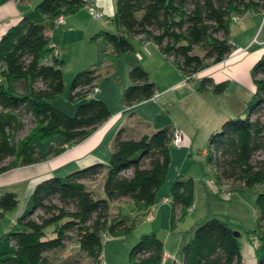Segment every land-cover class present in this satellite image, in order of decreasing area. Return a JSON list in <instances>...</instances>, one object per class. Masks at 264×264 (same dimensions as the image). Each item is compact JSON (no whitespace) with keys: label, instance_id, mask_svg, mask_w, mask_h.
Here are the masks:
<instances>
[{"label":"trees","instance_id":"trees-1","mask_svg":"<svg viewBox=\"0 0 264 264\" xmlns=\"http://www.w3.org/2000/svg\"><path fill=\"white\" fill-rule=\"evenodd\" d=\"M6 1L0 0V5ZM89 1L39 0L0 36V174L62 154L67 145L85 140L112 115L103 99L89 96L100 79L96 67L74 75L68 91L69 99L79 102L74 114L54 105L65 90V61L53 55L49 29L56 26L59 15H70ZM250 10L264 11V0H117L112 17L115 30L102 29L92 40L106 39L113 54L120 56L133 51V39L143 36L171 58L188 80L200 75L201 93L220 94L229 80L215 81L201 73L233 51L232 17ZM252 77L253 98L242 114L224 120L210 134L206 162L214 168L217 181L261 186L256 197L260 222L248 234L256 240V264H264V156L255 159L264 152V52L252 67ZM129 78L124 105L134 113L135 106L153 98L158 87L140 65L130 67ZM25 116L34 126L19 137ZM175 128L165 123L136 138L123 126L107 162H92L66 175L39 180L24 211L0 235V264H86L87 259L102 264L103 238L130 235L138 223L137 215L122 214L114 203L127 198L143 216L155 206L169 175ZM36 138L48 141L46 150L33 144ZM100 176L102 193L88 185ZM170 194L173 231L194 207V178L176 176ZM18 203L17 192L0 194V217ZM189 234V239L182 236L177 252L180 264H243V233L230 219L214 215L194 225ZM73 242L78 250L61 258ZM165 251L156 231L144 232L130 250L129 264H166L171 256L165 257Z\"/></svg>","mask_w":264,"mask_h":264},{"label":"rangeland","instance_id":"rangeland-1","mask_svg":"<svg viewBox=\"0 0 264 264\" xmlns=\"http://www.w3.org/2000/svg\"><path fill=\"white\" fill-rule=\"evenodd\" d=\"M235 24L236 23L232 21L230 27L231 30L235 28ZM261 29L262 27H259L258 34H260ZM55 30H57L56 27L49 29V32ZM262 37H264V30L262 31L260 38ZM95 42L96 40H89L88 42V40L81 41V39H79L74 48L75 52H73V54H70L68 57L64 55L59 58L64 59L65 61L62 68L65 90L56 98L54 105L67 114H74L79 103L69 99V86L74 78V75L78 71L86 68H98V71L100 72L98 86L103 93L102 95L107 97V101L110 103L108 104V106L110 105V109L115 111V109L120 106L125 107L124 91L130 83V78L127 63L124 61L130 56L135 55L140 57V54L137 51L140 49L139 47L141 44L139 45L138 41L133 40L132 42L135 49H139L130 51L120 56L113 54V49L110 45L109 48H105V50L101 51L100 55L96 58L97 48L95 46ZM254 43L255 45L251 50L260 48L261 45L256 43V40ZM151 48L153 47L151 46ZM48 60L51 62L53 59L50 56ZM149 63V68L151 69L150 75L153 79L159 81V83L157 82V90L160 91L161 88L166 87L168 83L166 78H164L163 68H156V65L153 64V59H150ZM226 77L230 79V85L223 93L214 94L210 91L207 94H203L197 91V85L200 80V76H197L195 79L185 80V85L165 95L166 98L169 97L170 105L166 106V102L168 100H166L165 96H163L162 100L164 103L163 105L165 106H162V109L160 102L156 105L152 103L148 107L149 112L147 113L149 116L147 117L152 118L154 121L153 129L155 131L164 127V121L171 122V117H173L175 120H172V122L175 121L176 123H179L181 127L180 129H182L185 135L190 138L188 146L185 147V149L187 148L189 151H185L184 149L183 151L177 152L176 150H179L177 148L178 146L173 145L172 153H175V155H173V160H171L169 175L165 182L166 185L164 183L163 187L167 186V182L170 180L172 181L177 175H179L178 173L182 172V176L185 177L193 176L195 179V204L184 218L177 221L176 228L169 234V238H166L168 232L166 225L169 223L166 216L163 217L160 215L157 217L155 222L152 224L148 223L146 221L147 214L145 216L139 214L137 211L133 210V206L131 204L123 201L118 208V211L131 217L137 215L138 223L133 233L130 235L108 236L103 238V255L105 264H129V253L132 246L140 239L142 233L148 231H156L160 238L166 240L165 249H168L171 253V258H169L166 264H175V261L180 264V257L177 254L180 238L183 235H186L187 239H189V232L194 225L202 222L206 218L213 217L214 215L230 219L237 224V227L240 228L243 233L241 236L243 264H256L254 252L256 240L254 237H249L252 234L248 233L255 229L260 222V212L256 205V197L262 188L260 185H255L253 187H241L240 183L237 182L217 181L214 168L206 162V156L209 151L208 138L210 134L219 130L224 120L242 114L241 112L244 110L246 104L254 96V88L253 85H251V80L246 79V81H241L239 83L238 78H235L232 74L227 73ZM168 78L169 82H171V78ZM137 110L136 106L134 112ZM140 110L142 111V109ZM130 112L131 110L127 109L125 114L129 116ZM134 117L135 119L131 123L132 127H134L129 130L130 132H133L137 129V126H139L138 122L140 121V118L138 119L136 116ZM24 122L25 127L19 132V137L25 136L34 126L33 121L27 116L24 117ZM33 144L39 150H46L48 141L36 138ZM71 146L72 145H67L65 151H67L68 148H71ZM190 153L191 156L188 157V154ZM261 156H264V152L257 153L255 159L261 158ZM17 168L20 167H16L14 169ZM38 168L36 167V169ZM74 169L76 168H73L72 170L74 171ZM206 172L207 176L204 182L201 178ZM67 173V170L63 169L62 171H58L56 175H66ZM102 179L103 177L100 176L96 181L91 183V185L94 186L93 188L99 189ZM30 182V179L25 178L24 180L16 183V188L7 187L0 190L1 194L6 191H15L19 197L17 207L7 211L2 217H0V235L2 234V229L5 227V224L7 225L9 223L10 219L8 218L10 214H16L24 211L29 196V192L26 189L29 187ZM115 209V207H111V211H114ZM195 209L196 211L191 213ZM178 214L180 215V211ZM149 225H152V228ZM78 248V243L73 242L69 244L67 249L61 253L60 257L64 258L74 252V250H78ZM87 260L88 261H85L84 263L90 264L91 260Z\"/></svg>","mask_w":264,"mask_h":264},{"label":"crops","instance_id":"crops-1","mask_svg":"<svg viewBox=\"0 0 264 264\" xmlns=\"http://www.w3.org/2000/svg\"><path fill=\"white\" fill-rule=\"evenodd\" d=\"M38 1L39 0H8L5 3L1 4L0 5V36L6 31L8 27L16 23L25 13L33 9ZM116 2L117 0H90L87 4H85L76 12L70 15H66L65 22L63 24L55 26L57 30L48 32L51 38V43L56 44L60 49L61 51L60 56L65 55L68 57L70 54H73V52H75L74 48L77 42L79 41V39H81V41L88 40L89 42V40L91 41L92 37L102 29L115 30V25L112 22V17L114 16L116 10ZM89 5H92L95 11L99 12L101 16L96 17L94 14H92L89 9ZM232 21L236 23L235 28L233 30H231L230 28L231 41L235 45V48L222 62L210 66L209 68L204 70L201 73V75L202 74L211 75L213 76L215 81L227 79L229 80V85H230V79L226 76L227 73L232 74L235 78H238L239 83L241 81H246V79L251 80L252 81L251 85H253V88L255 90L253 77L251 76L252 75L251 70L254 63L263 55L264 52V45L261 43L264 37L260 38L261 33L264 30V24H263L264 12L250 10L244 13L243 15L235 14L232 17L231 24ZM259 27H262L260 34H258ZM133 40L138 41L139 45L141 44L139 47L140 49L136 48L133 50L135 51L139 49L137 52H139L140 57L135 55L130 57L126 56L129 57L127 60L124 61L125 63H127L128 71L130 67L134 65H141L149 72L150 75L151 69L149 68L150 66L149 62L150 59H153V64L156 65V68L157 67L161 69L163 68V73L165 76L164 78H166L168 82L167 86L161 88L160 91L157 90L153 98L137 104L136 106L139 111L137 110L138 112L136 111L134 113L130 112L129 116L125 114L127 111L126 107L120 106L117 109H115V111L111 109L112 115L109 117V119H107L102 124H100L97 127V129L88 138H86L85 140L81 141L78 144L72 145L71 148H68L67 151H65L64 153L56 157L50 158L47 161L41 162V164L27 165L25 167L9 170L5 173L0 174V190H2V188H7V187L16 188L17 186L16 183L18 181H22L25 178H27L30 179L31 182L29 184V187L25 189L29 192L30 195L36 182L47 176L56 174L60 170L62 171L64 169L67 170L68 172L73 168L84 166L92 162H96V161L107 162L113 150V144L117 130H119L123 126L132 129L134 126L132 127L131 123L135 119L134 116H136V118L138 119L140 118V121L138 122L139 126H137L136 130L130 132V135L137 138L145 132H151L152 130H154L153 129L154 121L152 120V118L147 117L149 116L147 113L149 112L148 107L152 103L156 105L159 104L158 102H160L162 109V106H165L163 105L164 103L162 97L168 94L169 92L174 91L180 88L181 86L185 85V80L188 79L183 74V72L175 65L172 59L167 58L161 52V50L156 44L154 43L146 44L147 40H145L143 36H137ZM255 40L256 43H258L262 47L260 46V48L251 50L255 45L254 43ZM95 43H96L95 46L97 48L96 58L100 55L101 51L105 50V48H109L110 46L108 41L102 37L96 39ZM151 46L153 48H151ZM168 77L171 78V82H169ZM150 78L156 83L157 82L159 83V81L153 79L151 75ZM97 88L98 91H96L93 94V96L94 97L98 96L101 99L105 100L107 104H110L107 101L108 100L107 97H105V95H102L103 93L99 88L98 83H97ZM197 91H199L198 85H197ZM166 100H168L166 102V106L170 105L169 97H167ZM139 108L142 109V111ZM171 118L172 120H175L173 117ZM172 120L171 122L164 121L163 124L169 123L173 127L180 129L181 127L179 123H176L175 121L172 122ZM180 130L182 131V129ZM182 132L186 140L182 146L177 147L179 149L176 150L177 152L183 151L190 142V138L187 135H185L184 131ZM185 151H189V149L186 148ZM173 155H175V153L171 154V160H173ZM190 156L191 153L188 154V157ZM36 167L39 168L36 169ZM178 174L183 175L182 172ZM190 177L194 178L193 176ZM201 179L205 182L206 177L203 176ZM94 181L88 182L90 188L94 187L91 185V183H93ZM171 182L172 181L170 180L169 182H167V186L165 187L162 186L163 188L161 187V189L159 190L157 202L155 204L154 218L151 220H146L148 223L152 224L153 222L156 221L157 217H159L160 215L163 217L166 216L170 221V213H171L170 211L172 207V202H171L169 185H171ZM98 191L99 193H102L101 186ZM123 201L125 203L130 204L129 199L127 198ZM115 205H118L120 207L121 202H115L114 206ZM196 209L193 210L191 213H194ZM19 214L20 213L10 214L8 218L10 219L9 223L7 225L5 224V227L2 229L3 230L2 233L7 231L8 228H10L15 223L17 216ZM149 226L151 227L152 225ZM166 226L168 231L166 238H169V234L172 233L173 231H171V229L169 228V223ZM163 241L164 244H166V240L163 239ZM181 241H182V237L180 238L179 241V247ZM165 253H168L169 255L171 254L168 249H166ZM168 260L169 258H167V261Z\"/></svg>","mask_w":264,"mask_h":264},{"label":"built area","instance_id":"built-area-1","mask_svg":"<svg viewBox=\"0 0 264 264\" xmlns=\"http://www.w3.org/2000/svg\"><path fill=\"white\" fill-rule=\"evenodd\" d=\"M89 9H90L91 13L94 14L96 17L101 16V14L99 12L95 11V9L92 5H89ZM64 22H65V16L64 15H59L55 20L56 26L63 24ZM150 43L151 42L149 40L146 41V44H150ZM261 43L264 45V38H263ZM50 47H52V49H53V55L60 56L61 51L56 44L50 43ZM96 91H98L97 86H95L93 88V90L89 93V96H93V94ZM184 142H185V137H184L183 132L179 128H175V130L173 132V136H172V144L180 147L183 145ZM154 210H155V206H153L150 209V211L147 213L146 220H151L153 218ZM169 256L170 255L168 253H165V257H169ZM102 264H105V261H103Z\"/></svg>","mask_w":264,"mask_h":264}]
</instances>
